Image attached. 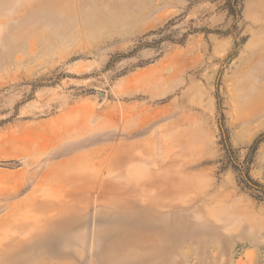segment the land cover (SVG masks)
I'll list each match as a JSON object with an SVG mask.
<instances>
[{
	"label": "rangeland",
	"instance_id": "1",
	"mask_svg": "<svg viewBox=\"0 0 264 264\" xmlns=\"http://www.w3.org/2000/svg\"><path fill=\"white\" fill-rule=\"evenodd\" d=\"M261 134L264 0H0V264H264Z\"/></svg>",
	"mask_w": 264,
	"mask_h": 264
},
{
	"label": "trees",
	"instance_id": "2",
	"mask_svg": "<svg viewBox=\"0 0 264 264\" xmlns=\"http://www.w3.org/2000/svg\"><path fill=\"white\" fill-rule=\"evenodd\" d=\"M241 0H227V7L229 9L230 12H235L237 9V5L239 4ZM240 11L238 12V14H235V16L239 17ZM264 139V134H261V136L255 140L254 145L252 146V149L255 150L259 144V142H261ZM226 147L228 151H233V148L229 142V136L227 134L226 137ZM242 180L246 183V186L250 189H252L253 191H255L253 194V196L260 201H264V184L261 183L260 181L254 179L251 174H250V170L249 168H247L243 174Z\"/></svg>",
	"mask_w": 264,
	"mask_h": 264
}]
</instances>
